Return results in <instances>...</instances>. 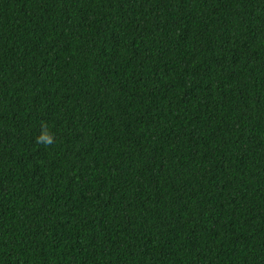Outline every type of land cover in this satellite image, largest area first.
Returning a JSON list of instances; mask_svg holds the SVG:
<instances>
[{"label":"trees","instance_id":"obj_1","mask_svg":"<svg viewBox=\"0 0 264 264\" xmlns=\"http://www.w3.org/2000/svg\"><path fill=\"white\" fill-rule=\"evenodd\" d=\"M0 264H264V0H0Z\"/></svg>","mask_w":264,"mask_h":264},{"label":"clouds","instance_id":"obj_2","mask_svg":"<svg viewBox=\"0 0 264 264\" xmlns=\"http://www.w3.org/2000/svg\"><path fill=\"white\" fill-rule=\"evenodd\" d=\"M41 133L36 137V143L44 144L45 146H51L55 142L54 135L49 131L46 123L41 124Z\"/></svg>","mask_w":264,"mask_h":264}]
</instances>
